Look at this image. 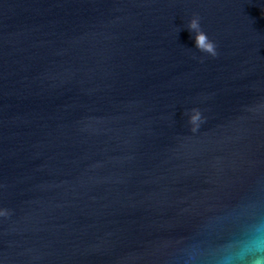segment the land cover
<instances>
[{
    "label": "water",
    "instance_id": "1",
    "mask_svg": "<svg viewBox=\"0 0 264 264\" xmlns=\"http://www.w3.org/2000/svg\"><path fill=\"white\" fill-rule=\"evenodd\" d=\"M259 218L264 0H0V264H212Z\"/></svg>",
    "mask_w": 264,
    "mask_h": 264
},
{
    "label": "clouds",
    "instance_id": "2",
    "mask_svg": "<svg viewBox=\"0 0 264 264\" xmlns=\"http://www.w3.org/2000/svg\"><path fill=\"white\" fill-rule=\"evenodd\" d=\"M187 27L196 37V48L215 56L216 49L214 43L209 40L200 26V17L193 14L188 21ZM199 117V112L195 115L188 114L190 123ZM212 264H264V218H259L247 225L241 235L222 247L209 253ZM195 258V253L191 255Z\"/></svg>",
    "mask_w": 264,
    "mask_h": 264
}]
</instances>
